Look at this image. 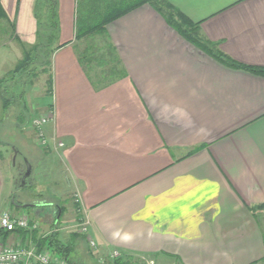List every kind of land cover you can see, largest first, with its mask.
I'll return each instance as SVG.
<instances>
[{
  "label": "crops",
  "instance_id": "0c3cea01",
  "mask_svg": "<svg viewBox=\"0 0 264 264\" xmlns=\"http://www.w3.org/2000/svg\"><path fill=\"white\" fill-rule=\"evenodd\" d=\"M168 1L231 58L264 67V0ZM1 3L16 38L36 43V0ZM77 13L78 0H59L61 47L40 114L50 116L48 143L36 137L28 155L18 153L35 162L59 150L73 225L51 201L16 192L13 203L0 199V215L27 216L30 227L0 231V245L37 247L54 231L66 241L88 221L98 255L264 264V75L216 60L149 3L104 36L78 39ZM20 172L17 186L30 185H19Z\"/></svg>",
  "mask_w": 264,
  "mask_h": 264
},
{
  "label": "rangeland",
  "instance_id": "374dc122",
  "mask_svg": "<svg viewBox=\"0 0 264 264\" xmlns=\"http://www.w3.org/2000/svg\"><path fill=\"white\" fill-rule=\"evenodd\" d=\"M131 1L133 0H124V4ZM105 10L108 8L106 7ZM99 15L101 16L98 14L97 17ZM82 21H85L84 13ZM86 21H88L87 18ZM14 28L12 23L6 19L0 20V87L1 90H4V96L6 95L12 100V104L6 109L0 93V164L6 182L5 187L0 189V199L2 198L4 203V200L7 203H13L16 192H19V195L24 192L25 194L36 195L39 197V201L44 198L51 201L56 208L64 207L62 222L73 225L70 224L73 222V218L70 220L68 218H71L70 216L75 217L74 211L76 209H73L71 201L73 200V193L66 189V168L59 150L52 148L51 152L35 162L29 160V156L27 157L29 145L37 140V130L33 127V119L46 112V107L51 103V98L46 92L48 73L40 75L36 73L34 76L33 74L39 69L32 68L33 70L30 69L32 71L28 70L21 76L14 74L13 70L24 59L25 50L30 47V44L16 38ZM95 47L97 48V46ZM105 51L110 52L107 46ZM38 61L37 64L43 59ZM16 153L21 155L26 153L27 155L23 158ZM33 159L35 160V158ZM25 167L30 170L28 181L30 185L19 188L14 178L18 176L19 171L25 170ZM11 191L14 194L9 199L8 195ZM3 202L0 200V205H3ZM74 202L76 203V200ZM260 224L264 232V221L262 220ZM79 243L77 245V257H75V262L78 264H112V253L109 256L99 253L103 256L100 257L94 253L87 241H80ZM120 256L125 255L119 254Z\"/></svg>",
  "mask_w": 264,
  "mask_h": 264
},
{
  "label": "trees",
  "instance_id": "16d2710c",
  "mask_svg": "<svg viewBox=\"0 0 264 264\" xmlns=\"http://www.w3.org/2000/svg\"><path fill=\"white\" fill-rule=\"evenodd\" d=\"M146 3L151 4L158 10L165 17L167 22L184 38L216 60L230 67L242 68L264 75V67L242 64L222 51L217 43L212 42L203 34L200 22L192 21L168 0H133L126 4H124V0H78L76 37L80 39L95 35L104 36L105 28L108 23ZM106 7L108 10H105ZM83 13L85 17L84 22L82 21ZM98 14H101V16L99 15V17H97ZM35 16L38 22L36 43L31 44L30 47L25 50L24 59L18 63L13 71L14 74L20 76L32 68L36 70L39 69L38 72L33 74L34 76H36V73L39 75L48 73L46 92L50 95L53 87L52 58L55 51L61 47L58 43L60 35L59 0H36ZM6 17V12L0 0V20L6 19ZM86 18L88 21H86ZM39 59H43V61L37 64ZM0 93L4 101V107L8 109L12 104V100L6 95L4 96V90H1V87ZM261 208H264V204H262ZM63 210L64 207H60L61 215L64 212ZM79 220H81V218H79ZM0 231L4 230L0 228ZM80 241H86V234L80 232L79 229L71 230L66 241L60 238V233L58 231H54L46 237L41 238L37 243V247L39 250L47 248L53 255L66 259L69 264H78V262H75V257H77V245ZM148 262L149 260H147V258L125 255L114 258L111 263L149 264Z\"/></svg>",
  "mask_w": 264,
  "mask_h": 264
},
{
  "label": "built area",
  "instance_id": "2783aa9c",
  "mask_svg": "<svg viewBox=\"0 0 264 264\" xmlns=\"http://www.w3.org/2000/svg\"><path fill=\"white\" fill-rule=\"evenodd\" d=\"M50 116L40 115L33 119V127L37 130V138L42 145H47L48 139L45 132V126L49 122ZM63 146V143H59ZM79 202V199H76ZM35 227L38 224H34ZM30 227V221L27 216H14L6 210L0 215V228L4 231H14L16 229H26ZM79 231L87 234L89 231V222L85 221L80 225ZM89 244L95 247V242L89 240ZM119 256V252L114 251L111 258ZM0 264H69V262L59 256L52 254L47 248L41 250L38 247H28L20 245L6 246L0 245Z\"/></svg>",
  "mask_w": 264,
  "mask_h": 264
},
{
  "label": "flooded vegetation",
  "instance_id": "af4514ba",
  "mask_svg": "<svg viewBox=\"0 0 264 264\" xmlns=\"http://www.w3.org/2000/svg\"><path fill=\"white\" fill-rule=\"evenodd\" d=\"M27 174H28V169L25 167V170H22L20 172V175H19V185H22L23 183H25V181L23 179L24 177H26V182L28 181V179H29L30 176H27Z\"/></svg>",
  "mask_w": 264,
  "mask_h": 264
},
{
  "label": "water",
  "instance_id": "95a60500",
  "mask_svg": "<svg viewBox=\"0 0 264 264\" xmlns=\"http://www.w3.org/2000/svg\"><path fill=\"white\" fill-rule=\"evenodd\" d=\"M16 154H18V153H16ZM29 168H30V166H29ZM27 176H30V170H29V169H28V174H27ZM23 179H24V181L26 182V177H24Z\"/></svg>",
  "mask_w": 264,
  "mask_h": 264
}]
</instances>
